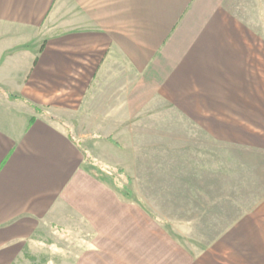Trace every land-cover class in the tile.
<instances>
[{"label": "crops", "instance_id": "0c3cea01", "mask_svg": "<svg viewBox=\"0 0 264 264\" xmlns=\"http://www.w3.org/2000/svg\"><path fill=\"white\" fill-rule=\"evenodd\" d=\"M219 65H264V0H0V264L48 231L79 239L71 264H201L93 154L157 102L228 133L250 84Z\"/></svg>", "mask_w": 264, "mask_h": 264}, {"label": "rangeland", "instance_id": "374dc122", "mask_svg": "<svg viewBox=\"0 0 264 264\" xmlns=\"http://www.w3.org/2000/svg\"><path fill=\"white\" fill-rule=\"evenodd\" d=\"M219 67L235 83L244 78L250 84V93L245 86L229 110L235 117L219 118L220 124L228 122V133L216 134L210 119L184 116L186 111L173 106L167 112V103L157 102L164 108L133 120L136 132L126 127L121 140L93 154L104 160L94 169L112 175L114 184H106L113 189L117 180L129 183L126 201L151 213L189 258L202 257L201 264H264V65ZM118 169L123 175L116 176ZM241 220L247 229L212 247ZM42 236L43 245L28 246L27 260L17 264L76 262L82 248L76 236L68 240L56 231Z\"/></svg>", "mask_w": 264, "mask_h": 264}, {"label": "trees", "instance_id": "16d2710c", "mask_svg": "<svg viewBox=\"0 0 264 264\" xmlns=\"http://www.w3.org/2000/svg\"><path fill=\"white\" fill-rule=\"evenodd\" d=\"M123 173H124V172H123L122 170L118 169V170L116 171V176H121V175H123ZM126 180L130 182V180L128 179V177H127ZM116 184H119L116 188H117V190H118L120 193H122L125 197H130V196H131V191H130V189L127 187V185H128L129 183H127V185H121L120 182H118V183H116Z\"/></svg>", "mask_w": 264, "mask_h": 264}]
</instances>
